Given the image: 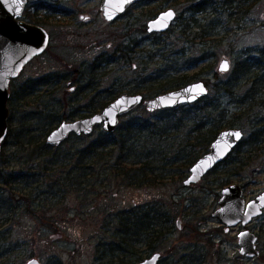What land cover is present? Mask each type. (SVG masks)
Returning a JSON list of instances; mask_svg holds the SVG:
<instances>
[{"label":"rangeland","instance_id":"obj_1","mask_svg":"<svg viewBox=\"0 0 264 264\" xmlns=\"http://www.w3.org/2000/svg\"><path fill=\"white\" fill-rule=\"evenodd\" d=\"M101 1H31L30 12L38 13L31 19L49 31L51 42L46 52L33 59L11 82V99L8 102L10 128H21L19 119L31 117L27 127L33 130V135L46 141L48 133L62 121L92 116L91 109L102 101L110 102L123 93H139L147 98L155 96L158 91L156 82L169 73L177 72V75L189 77L198 75L192 82L209 79L214 83L216 74L222 80L228 79L237 59L264 45V0H259L238 21L228 20V15L217 17L216 36L204 43L200 38L194 40V35L187 38L192 30L186 34L182 32L183 17L191 16L189 11L186 12L193 4L191 2H140L127 15L108 23L100 9ZM208 1L219 4L224 0ZM168 9L177 12L170 29L163 33H149L148 22ZM210 11L208 9L199 17ZM120 46L125 48L124 52H117ZM224 58L232 64L228 73L219 71ZM49 75L61 77L58 85L35 86V94L28 96L27 100L16 97V89ZM88 84L90 86L86 87ZM216 94L210 87L208 95L216 98ZM218 96L221 110L216 118L206 122L209 130L230 128L231 114L237 111L236 100L231 96ZM66 100L70 106L65 104ZM160 111L150 112L141 105L123 119L139 116L154 122L166 113L174 114L175 117L164 124L166 129L179 131L181 140L194 129L195 119L191 115L182 116L179 110ZM51 116L55 122L51 123L54 119ZM97 128L89 136L94 137L97 131L104 130L101 126ZM243 130L245 139H248L249 132ZM72 144L73 141H69L63 145L68 147ZM151 145L146 141V147L151 148ZM2 148L4 156L0 157L3 156L7 162L0 161V168L20 170L23 167L29 173H39L38 181L32 184L37 187L30 199L32 204L16 195L15 206H11L7 214L0 215V253L2 249L10 250L8 264H24L35 257L41 264H101V261L108 263L111 258L118 261L116 259L120 256L124 257L123 253L97 261L99 255L105 254L99 246H102L101 242L111 241L106 238L111 235V231L105 228L108 221L133 207H152L153 213L159 212L156 215L160 219L165 217L160 222L164 238L156 246V252L161 253L159 264H264V215L257 217L251 226V230L259 234L261 255L258 258H247L240 253L238 235L242 226L224 231L222 223L213 216L220 206L224 186L234 183L245 185L248 199L264 192L263 149L253 154H246L241 148L235 150L201 182L191 185L185 182L191 166L184 170L179 160L173 166L167 165L163 178L137 188L124 184L117 177L103 184L100 178L95 186L86 183L72 185L70 180H65V171L55 166L39 171L36 168L38 160L27 162L28 148L25 147L15 159L11 155L17 147L3 144ZM204 154L202 151L201 156ZM161 159L157 161L160 168L165 163ZM133 249L144 258L151 250L145 244H138Z\"/></svg>","mask_w":264,"mask_h":264},{"label":"trees","instance_id":"obj_2","mask_svg":"<svg viewBox=\"0 0 264 264\" xmlns=\"http://www.w3.org/2000/svg\"><path fill=\"white\" fill-rule=\"evenodd\" d=\"M183 1L193 3L186 10V12L191 13V16L183 17V34L192 30L187 38L194 35V40L200 38L201 43H204L208 38L216 36L217 17L228 15V20L238 21L251 11L259 0H224L219 4L217 2L211 3L208 0L202 2ZM173 2L175 4L180 3L178 0H173ZM208 9L211 11L200 18L199 16L204 15ZM193 29L196 30L193 31ZM124 51L123 46L117 49V52L120 53ZM172 74L169 73L165 75V78L156 82L158 83L156 95L186 86L198 77V75L180 76L177 75V72L171 76ZM55 76L58 75H49L33 81L34 84H27L22 89H16V97L27 100L28 96L35 94V86L58 85V79L61 77L55 78ZM215 78L214 83H211L209 79L202 81L217 92L216 98L208 95L196 103L179 105L176 108H166L160 111L166 113L171 110H179L180 113H183L182 116L184 114L191 115L195 119L194 129L182 140L179 139V131L174 132L169 127L166 129L167 126L164 122L175 117L174 114L166 113L154 122L139 116L125 121L122 119L114 133L99 130L94 137L72 135L65 141H73L72 146L68 145V147L63 145L65 142L60 147L47 145L45 140L33 135V130L27 127L26 124L31 117L28 119L24 117V119H19L21 128L13 126L10 128L8 139L4 144L17 147V150L11 155L12 159H15L17 154L21 155L25 147L28 148L27 162L38 160L36 168L39 171H47L54 166L62 172L65 171L67 174L65 180H70L72 185L86 183L95 186L100 178H102L103 184L117 177L126 185L142 188L163 178L162 175L167 173L164 171L167 165L173 166L181 160L185 170L198 161L202 151L204 153L209 151L210 143L221 130L226 128L220 127L218 130H209L206 122L216 118L217 113L221 110V106L217 102L220 98L218 95H226L236 100L237 105V111L231 114V120L228 122L229 127L239 126L240 129H247L250 136L248 139H244L241 146L239 145L236 150L245 149L243 152L246 154L264 150V117H261V111L264 109V45L252 53L249 51L242 55V59L241 57L239 60L237 59L228 79L222 80L218 74ZM91 85L94 84L91 83ZM89 86L88 84L86 87ZM113 100L114 98L110 102L102 101V104L94 106L91 112L94 114L101 112ZM65 104L70 106L67 100ZM124 117L126 118V116ZM259 121L262 124H258ZM52 122H55V118L52 119ZM11 123L14 124L15 121L11 119ZM145 140L147 143H152L151 148L145 146ZM166 144L168 147L165 146ZM3 156L0 157V161L6 163L7 160ZM160 158H162V162H165L162 168L158 167L157 161ZM173 158L175 159L173 160ZM100 165L101 168H98ZM38 176V171L29 173L23 167L20 170L0 168V215L7 214L8 209L15 206L14 197L16 195H21L22 199L32 202L30 199L35 188L37 189L32 184L38 181ZM7 192L8 195H6ZM158 213L156 211L153 213L152 207L148 209L133 207L118 213L114 219L105 225V228L111 231V235L106 236V238H110L111 241L108 240L109 243H107L108 241L101 242L102 246L99 247L104 250L105 254L99 255L97 261L103 260L109 255L113 257L123 253L124 257L120 256V259H116L118 261L111 258L108 263L101 261V264H136L141 262L145 259L144 256H139L138 251L133 249L138 244H145L150 248L147 257L151 256L153 252H156V246L162 243L165 234L161 229L162 227L160 228V222L165 217L162 216L160 219L156 215ZM9 253L10 250L2 249L0 264H8ZM127 257L128 259H126Z\"/></svg>","mask_w":264,"mask_h":264},{"label":"water","instance_id":"obj_3","mask_svg":"<svg viewBox=\"0 0 264 264\" xmlns=\"http://www.w3.org/2000/svg\"><path fill=\"white\" fill-rule=\"evenodd\" d=\"M143 0H102L101 12L107 22L120 19L126 15L129 9ZM28 0H0V154L3 144L8 139L10 131V106L11 82L20 76L26 66L37 56L46 52L50 44L49 31L38 25L31 24L22 19ZM168 13L172 15L167 16ZM177 12L173 9L162 11L160 15L148 22V32L163 33L170 29ZM163 17V19H162ZM219 71L228 73L232 64L224 58L220 62ZM227 63L226 71L221 66ZM74 88H72L73 90ZM210 91L204 81L186 84V86L166 91L155 97H144L142 94H128L117 97L105 106L101 112L81 119L62 121L60 126L52 130L47 137L46 144L60 147L72 135H92L96 127L101 126L107 132L114 133L124 116L130 114L135 108L143 105L150 112L176 108L179 105H187L198 102L207 97ZM235 133H239L236 138ZM243 129L231 127L221 130L209 146V152L202 155L197 162L190 167V175L185 180L187 185L199 183L212 169L222 163L245 138ZM259 202L247 203L244 198V190L239 184L223 187L219 207L214 211L215 216L225 227L226 231L237 225L246 227L253 218L262 214L264 209V194L258 197ZM256 237L248 229H244L238 236L240 253L248 257H257ZM161 253L156 252L136 264H158ZM24 264H41L38 258H32Z\"/></svg>","mask_w":264,"mask_h":264},{"label":"flooded vegetation","instance_id":"obj_4","mask_svg":"<svg viewBox=\"0 0 264 264\" xmlns=\"http://www.w3.org/2000/svg\"><path fill=\"white\" fill-rule=\"evenodd\" d=\"M31 1L32 0H28V2H27V4H26V6H25V10H24V13H23V17H22V19L23 20H25L26 22H28V23H31V24H38L35 20H33V19H31L32 17H34L36 14H38L37 13V11H34V13L32 12H30V8H29V6H30V3H31ZM144 1H150V0H143V1H140V2H144ZM136 5V4H135ZM134 6V5H133ZM132 6V7H133ZM131 7V8H132ZM35 8H38V6H35ZM130 8V9H131ZM130 9H129V11H130ZM128 11V12H129ZM127 15V14H126ZM118 20V19H117ZM114 21H116V20H114ZM109 22H112V21H109ZM39 25V24H38ZM41 26V25H40ZM157 33V32H156ZM51 37V36H50ZM138 94V93H137ZM144 97H145V95H144ZM240 146H241V143H240ZM227 159L225 158V160H223L222 161V163H224L225 161H226ZM222 163H220V164H218V165H216L213 169H212V171L210 172V173H212L213 171H214V169L216 168V167H218L219 165H221ZM209 173V174H210ZM235 184V183H234ZM234 184H231V185H234ZM241 187H242V189L244 190V198H245V200H246V202L247 203H249V202H253V201H257V202H259V200H258V197L259 196H261V195H263L264 194V192L262 193V194H260V195H257V196H255V198H246V190H245V185L243 186V185H241V184H239ZM228 186V185H227ZM225 187V186H224ZM222 191V190H221ZM262 215H264V209H263V212H262V214L261 215H259V216H262ZM259 216H256V218L257 217H259ZM256 218H253L251 221H249V223H248V225L246 226V227H243L241 224L240 225H237L236 227H238V226H242L243 227V229L242 230H244V229H248V231L249 232H251V233H253L254 235H255V237H256V250L258 251V253H259V255L258 256H260L261 255V253H260V244H259V234L258 233H256V232H253L252 230H251V226L253 225V223L255 222V220H256ZM224 227V226H223ZM236 227H234V228H231L229 231H231V230H234V229H236ZM241 230V231H242ZM224 231H226V226L224 227ZM229 231H227V232H229ZM240 231V232H241ZM240 232H239V234H240ZM239 236V235H238ZM258 256L256 257V258H258ZM161 261V260H160ZM160 261L158 262V264L160 263Z\"/></svg>","mask_w":264,"mask_h":264},{"label":"snow or ice","instance_id":"obj_5","mask_svg":"<svg viewBox=\"0 0 264 264\" xmlns=\"http://www.w3.org/2000/svg\"><path fill=\"white\" fill-rule=\"evenodd\" d=\"M171 15H172L171 13H168V14H167V16H169V17H170ZM162 19H163V17H162ZM227 67H228V65H227V63H225V64H223V65L221 66V70H222V71H226V70H227ZM234 135L236 136V138H239V135H240V134H239V133H235Z\"/></svg>","mask_w":264,"mask_h":264}]
</instances>
